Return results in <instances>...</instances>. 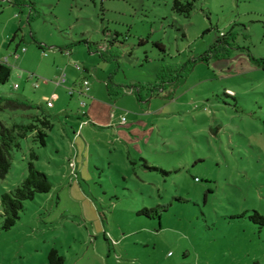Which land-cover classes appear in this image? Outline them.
Wrapping results in <instances>:
<instances>
[{
    "label": "rangeland",
    "instance_id": "374dc122",
    "mask_svg": "<svg viewBox=\"0 0 264 264\" xmlns=\"http://www.w3.org/2000/svg\"><path fill=\"white\" fill-rule=\"evenodd\" d=\"M32 1L28 22L30 8L0 0L12 70L0 120L44 112L53 129L46 147L30 135L13 151L0 197L24 181L32 150L53 187L11 230L0 220V264H49L53 249L65 264H264V225L251 219L264 217V0H181L194 3L189 18L174 0ZM192 62L183 81L161 83L163 67ZM94 99L107 120L114 106L121 134L87 121Z\"/></svg>",
    "mask_w": 264,
    "mask_h": 264
},
{
    "label": "trees",
    "instance_id": "16d2710c",
    "mask_svg": "<svg viewBox=\"0 0 264 264\" xmlns=\"http://www.w3.org/2000/svg\"><path fill=\"white\" fill-rule=\"evenodd\" d=\"M15 1L18 4L29 6L34 12L29 17V22L34 19L36 16L35 13H38L34 2L28 0ZM173 10L177 14L189 18L194 10V3L190 1L183 2L181 0H174ZM156 46L159 47L162 52H165L163 45L157 44ZM195 62H192L189 65L184 64L163 67L159 73L161 83L166 85L167 78H172L169 80L170 83H175L180 80L183 81L185 76L193 69ZM256 62L259 67L264 68V59L257 60ZM11 73V68L5 62L0 61L1 85H5L9 82ZM3 101H5L6 107H28L41 111L40 106L30 105L27 102H21L11 98ZM32 118V121L27 125L13 124L12 126H7L0 120V182L10 173L13 166V151L21 150L22 140L28 139L30 135H34V142L38 143L40 146L46 147L48 131L53 129L50 117L42 112ZM29 157L28 174L24 181L13 191L5 192L0 197L1 229L4 231H9L16 226L21 218V213L24 210V204L26 202L34 201L37 196L48 194L52 191L53 185L48 175L39 171L35 165V161L38 160L36 152L32 150ZM145 167L147 166L145 165ZM158 209H164V207L152 209L145 208L141 213L147 218H153L154 214L159 217L160 214ZM251 219L264 225V217L258 212H255ZM49 264H65V257L61 256L56 249H53L49 254Z\"/></svg>",
    "mask_w": 264,
    "mask_h": 264
},
{
    "label": "crops",
    "instance_id": "0c3cea01",
    "mask_svg": "<svg viewBox=\"0 0 264 264\" xmlns=\"http://www.w3.org/2000/svg\"><path fill=\"white\" fill-rule=\"evenodd\" d=\"M8 1V3H9V5L11 6V7H27V8H30L29 6H27V5H24V4H18L15 0H7ZM28 1H32V0H28ZM32 2H34L36 5H35V7H37V2L36 1H32ZM37 9V8H36ZM30 14H29V17L34 13L33 11H32V9L30 8ZM21 12L23 13L24 11L23 10H21ZM28 22H29V18H28ZM17 34V33H16ZM15 34V37H14V39L17 37V35ZM84 78H86V77H84ZM91 92V88H90V90H89V92L86 94V95H84V96H86V97H88V99H90V98H92L93 99V97H91L90 95L88 96V94ZM75 95V92H74V94L73 95H71V96H74ZM91 99V100H92ZM90 100V101H91ZM89 106H90V109H89V111L85 114V116H86V118H87V121L88 122H90V124H94V122H98V123H103V124H105L107 127H111V128H115V126H114V124L116 123V118L118 117V115H117V112L114 110L115 108H114V106H113V108H112V111H111V113H110V118L107 120V112H108V104H107V102H106V99H103V100H101V101H98V100H93V101H91L90 102V104H89ZM54 107V106H53ZM104 113H106V115H105V117H106V120L105 121H102V119H103V114ZM123 116V115H122ZM121 122V116H120V118H119V124L117 125V126H123V124L122 123H120ZM127 122H128V119H127V121H126V124H127ZM133 122H135V121H133ZM136 126L137 125H134V126H132V127H134V128H136ZM129 131H131L132 129L130 128V129H128ZM121 131L123 132V130H115L114 129V133L115 134H121ZM75 132V131H74ZM141 138H143L144 140L146 139L144 136L143 137H141Z\"/></svg>",
    "mask_w": 264,
    "mask_h": 264
},
{
    "label": "built area",
    "instance_id": "2783aa9c",
    "mask_svg": "<svg viewBox=\"0 0 264 264\" xmlns=\"http://www.w3.org/2000/svg\"><path fill=\"white\" fill-rule=\"evenodd\" d=\"M24 51H26V50L24 49ZM76 69L82 70V67L80 65H76ZM60 81H61L62 84H65L67 82L66 76L64 75ZM82 84H83V89L81 90L82 91L81 95H86L89 92V90H90V81L85 78L83 80ZM36 86H38V84H36ZM17 88H19V86L15 85V89H17ZM70 91H71L70 94L74 93V89H71ZM49 102H50V100H47V103H49ZM82 106H86L85 102H82ZM126 121H127V119L122 116L121 117V123L125 124ZM70 166L73 169V173L76 174V167L77 166H76L75 161H71L70 162Z\"/></svg>",
    "mask_w": 264,
    "mask_h": 264
}]
</instances>
